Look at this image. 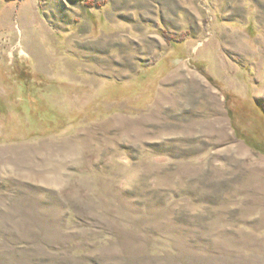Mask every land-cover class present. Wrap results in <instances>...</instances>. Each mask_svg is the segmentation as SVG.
Here are the masks:
<instances>
[{
  "label": "rangeland",
  "instance_id": "rangeland-1",
  "mask_svg": "<svg viewBox=\"0 0 264 264\" xmlns=\"http://www.w3.org/2000/svg\"><path fill=\"white\" fill-rule=\"evenodd\" d=\"M0 103V264H264V0H0Z\"/></svg>",
  "mask_w": 264,
  "mask_h": 264
},
{
  "label": "trees",
  "instance_id": "trees-1",
  "mask_svg": "<svg viewBox=\"0 0 264 264\" xmlns=\"http://www.w3.org/2000/svg\"><path fill=\"white\" fill-rule=\"evenodd\" d=\"M10 1V0H9ZM0 106H1V103H0ZM2 107V106H1ZM1 109H3V107L1 108ZM4 109H5V107H4Z\"/></svg>",
  "mask_w": 264,
  "mask_h": 264
}]
</instances>
